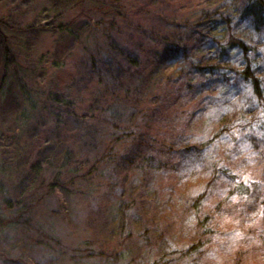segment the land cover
<instances>
[{
  "label": "rangeland",
  "instance_id": "1",
  "mask_svg": "<svg viewBox=\"0 0 264 264\" xmlns=\"http://www.w3.org/2000/svg\"><path fill=\"white\" fill-rule=\"evenodd\" d=\"M93 1L0 0V17L7 24L33 26L18 33L1 26L0 81L10 85L17 70L31 75L23 80L30 98L36 99L32 108L29 98L21 100L13 86L4 95L0 92V198L1 191L12 200L34 192L37 198L42 196L31 216H24L33 229L0 230V264H152L169 259L168 264H264V140L233 141L244 134H239L237 121L248 124L246 119L253 121L261 113L253 110L249 89L240 81L223 94L220 86L213 93L199 92L196 84L203 77L189 70L199 63L207 65L209 45L213 44L208 41H222L227 35L205 22V12L218 10L232 21L235 37L258 49L254 60L264 94V29H257L251 19H238L241 0H121L125 19L116 20L112 40L137 61L124 74L112 60L117 51L108 55L102 25L96 23L99 6ZM69 21H73L71 33H60L57 25ZM1 35H6L12 51L6 61L14 58L7 66ZM168 43L185 47L186 58L162 60L159 55ZM90 55L96 60L94 67ZM60 60L63 65L56 72L52 64ZM55 83L58 88H52ZM57 90L65 92L63 106L52 102L44 108L37 103L39 95ZM250 109L253 112H246ZM22 113L27 119H19ZM220 113L230 116L226 123L232 126L231 134H223L207 146L214 156L208 150L203 156L208 164L212 157L219 169L234 175L235 183L225 184L227 189L236 183H256L260 198L250 208L245 204L247 196L234 193L232 201L222 206L225 214L213 212L218 199L209 198L200 209L212 217V233L203 237L211 254L184 256V261L175 262L199 236L192 194L209 185L205 162L196 164L197 156L185 154L181 148L188 141L208 140L221 126ZM112 122L121 129L132 124L137 132L142 127L144 138L154 139L157 147L180 140L176 146H181L175 148L179 153L171 154V160L183 161L176 180L144 161L138 163L141 168L121 161L113 165L111 176L101 179L104 185L100 188L77 186L79 190L73 188L68 196H45L38 190V182L50 181L56 168L47 160L59 165V156L72 151L69 164L80 167L89 165L105 146L121 149L120 141L113 140L120 132ZM258 128L246 131L259 133ZM40 149L44 160L35 178L27 170ZM181 174L193 180L194 186L180 185ZM202 180L203 184H197ZM217 180L211 182L208 192L218 188Z\"/></svg>",
  "mask_w": 264,
  "mask_h": 264
},
{
  "label": "trees",
  "instance_id": "2",
  "mask_svg": "<svg viewBox=\"0 0 264 264\" xmlns=\"http://www.w3.org/2000/svg\"><path fill=\"white\" fill-rule=\"evenodd\" d=\"M93 2L99 6L98 9L100 10V18L96 23L98 25H102L103 33L107 39L106 47L108 48V55H113L112 50L117 51V54L112 56V60L114 61L115 65L119 69H121L124 74H126L127 72H130L133 66L137 65V61L132 58L129 53H126L124 50L117 48L112 40L114 39V37L112 36V32L113 30H116L118 26L116 20L125 19V12L121 5V0H101L100 3L94 0ZM240 6L241 8L239 9L238 13L239 20H243L245 18L251 19L252 23L257 29H264V0H241ZM204 18L205 22L211 25V29L219 33L223 31L227 35L222 41L215 39L210 42L208 41V45L211 43L213 44L211 46L209 45V49L211 51L210 55L207 57V65H202L201 63H199L196 65H192L189 68L190 71L192 69L194 73H196L200 77H203L202 81L197 83L196 86H199V92H202L203 90H210V92L212 93L218 90L216 89V87L220 86V94H223L224 91L228 90V87L233 85L235 81H240V83L244 87L247 86L249 89V92H247V96L250 99L251 104L254 105L253 110L257 109L261 113V116L260 118L255 119L253 121H247L246 117H244L243 120L246 119V122H248V124H242L244 121H242V123L240 121H237L239 123V134L242 131L244 132V134L240 135V137H235L233 141L237 140V142H240L242 141L241 139H248V141L249 139L251 141H258L262 139L264 140V128L261 127L264 124V94L263 89H261L262 80L260 79L257 73V61L254 60L255 56L259 53L258 49L250 46L246 43V41L242 40L241 38L235 37L232 30V21L229 20L228 17L224 16V14L220 11H207L204 14ZM72 24L73 21L61 23L57 25V30L60 33H68L69 35L71 33ZM185 25L187 27V24ZM1 26H3L8 31L17 33L29 31L33 27L32 25H28L25 28H16L10 24H7V22L2 17H0V28ZM1 37L4 46V65L10 62L13 63L14 58H12V60L10 61H6L9 56H12V51L10 49V45L6 38V35H1ZM140 48L143 49V46L140 45ZM184 48L185 47H179L178 44L168 43L164 46V51L162 55H159V52H157V50L154 51L156 52L155 55H159L162 60L171 57L177 58L178 56H183L185 59L187 53ZM89 57V60L94 67L96 64V60L91 55ZM235 61H237L236 64ZM61 65H63V60H60L58 63L52 64V66L55 67V71H58ZM15 74L16 77L13 75L12 83L10 85L6 82V80L0 81L1 94H6L8 92L7 88L13 86L14 89L18 90L19 94L22 95L21 100H28L29 98L28 101L30 102L31 107L34 108L36 106V99L30 98V95L28 93L29 89L27 88L28 85L23 80H27L32 76L24 74L23 72L21 75L19 70H17ZM56 86L57 85L55 83L52 88H58V86ZM64 95L65 92H60L58 90L54 91L51 94L49 92L46 96H44V94L41 96L39 95L37 98V103L42 104L44 108H47V106L51 107L52 102L55 103L56 106L61 107L66 103V95ZM39 97H41L40 100ZM53 109L54 107L51 108V110ZM253 110L250 109L246 112L250 113L253 112ZM50 115H55V113L50 112ZM24 116L25 115L22 113V116L19 115V119H27L28 116ZM229 117L230 116L226 114H221L219 116L218 122L219 124H221V126L219 129L217 128L218 130L216 129V131L212 133L211 137L208 140H199L198 142L188 141L184 143V147L181 148V152H185V154L193 152L197 156L196 164H204L205 162L207 166L204 168V170H206V173H208L209 175V179L207 178L208 180L206 181L208 183L206 184L209 185H207L206 189H197L195 195L192 194L193 196L191 197V207L194 209V218L196 219V227L199 236L197 237V240L195 242H193L186 248L184 253H180L179 257H177L178 259H175V262L179 260L184 261V256H188L189 258L191 255H203L204 252L205 255H208L209 253L211 254L212 249L206 248L208 242L207 240H204L203 237L212 233L211 229L209 228V225H211L212 217H210V213L208 211H203L202 209H200L203 208L209 198L211 199L213 196H215L214 198L218 199V202L215 203L214 208L211 209L215 213L218 212L216 214L226 213V210L223 209L222 206L227 203L229 199H231L232 201V196L234 193L240 196H247L248 200L245 204H247V206L250 208L253 206L255 207L256 201L260 198L259 187L256 183L254 185L251 183L244 185H242V183H236L233 187H231V189H227L229 183H235V181L233 180L234 175L228 173V170L225 168L219 169L217 160L212 161V157L208 159L210 161V163L208 164L205 160V157L203 156L206 155V150H208L207 148L209 147V144L211 142L218 141V139L223 134H231L230 129L232 128V126L230 127L228 123H226L228 120H230ZM57 118L58 116H56L54 120H57ZM258 125L260 126V128L257 129L259 133H257L256 131L253 133H250L249 130L246 131L247 129H254L255 126ZM112 127L120 132L113 138V140L117 142L120 141L122 145L121 149L120 146L119 149H115L114 145L112 144V141V146H105L102 153L92 157V162L89 165L82 164L80 167H73L70 165L73 157L72 151H66L65 153H63V155L59 156L61 160L59 165H54L52 161L47 160V162L49 161V163L55 166L56 168H54L55 171L50 181L41 179L38 182V190H41L43 194H45V196H54L57 194H64V196H68L73 191V188L75 189V191L79 190L75 188L77 186H96L100 188L102 185H104V183L101 182V179H104L107 176H111L113 165H116L121 161L129 167L139 166V168H141V164L138 165L140 160L144 161V163H147L148 167H153L156 171L162 172L165 176L172 175L171 177H169V179L171 178V180H176L175 173H177V175L179 174L178 172L179 169H181V163L183 161L180 162L179 160L181 154H177L179 161L175 162L171 160V154L173 153V151L179 153V148H177L176 150L175 148L177 146H181H176L177 142L180 140L175 139V141L173 143L171 142V144L167 147H157L156 144L154 145V142L156 143L154 139L147 141L144 138L143 135L145 133L141 130L142 127L138 129L140 132L135 131L134 129H136V126H133L132 124L127 125L125 128L121 129L120 126L112 122ZM43 137L44 136L42 135L41 139H43ZM42 153L43 152L41 149L40 151L38 150V154H36L35 160L31 162L27 170L28 174L33 175V177L35 178L39 174L41 166L40 162L44 160V158L42 159ZM209 154H213L214 156L215 153L209 151ZM55 159L58 158L55 157ZM192 167L195 168L196 166L193 165ZM218 175L219 177H217ZM215 178H217L218 180ZM214 180L219 181L220 185L217 189H214V191L211 190L210 192H208V188L212 184L211 182H213ZM178 181H180V185L185 188H187L188 186H194L193 180H188V178H186L184 175L182 176V174L179 175ZM197 184H203V180L198 181ZM225 184H227V186H225ZM1 193H3V195L0 198V230L12 228L14 229L13 231H15L18 230L19 227L24 226L27 228V230L33 229L32 226L27 223L28 219H26L24 216L26 214L30 215L31 211L36 207L38 201H40L42 196L37 198L38 196L35 195L34 192L33 194H30L29 197L26 196L12 200L8 196L6 197L4 195V191H1ZM22 219L24 220L22 221ZM21 223L23 224V226H21ZM170 261V259L166 261L157 260L152 264H168L170 263Z\"/></svg>",
  "mask_w": 264,
  "mask_h": 264
}]
</instances>
